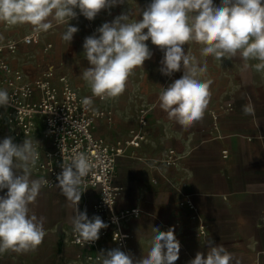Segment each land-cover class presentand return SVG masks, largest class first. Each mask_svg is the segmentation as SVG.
I'll list each match as a JSON object with an SVG mask.
<instances>
[{
	"label": "crops",
	"instance_id": "0c3cea01",
	"mask_svg": "<svg viewBox=\"0 0 264 264\" xmlns=\"http://www.w3.org/2000/svg\"><path fill=\"white\" fill-rule=\"evenodd\" d=\"M149 2L125 0V4L112 8L111 14L104 10L93 21L80 15L70 23L83 29L86 27L91 35L94 32L92 26L110 22L124 11L132 20L138 19L141 9ZM214 3L219 5L220 0H214ZM60 25L64 27L63 33L67 25ZM78 34L81 33L78 31ZM44 36L41 44L45 41ZM83 38L82 35L73 37L77 47L71 53V70H66L71 76L54 73L67 76L74 85L81 87L82 94L89 95L90 86L81 77L84 69L90 67L81 45ZM5 39L16 40V37L10 35ZM147 43L153 56L143 67L134 70L125 92L104 102L92 101L95 109L109 110L113 115L110 123L102 119L96 121L95 137L116 144L126 141L133 133L146 135L140 148H125L116 166L114 182L121 187V194L113 211L139 210L137 217L123 220L119 227L129 239L123 246L110 237L100 239L95 248L74 245L69 217L74 214L75 204L69 206L56 181L52 188H42L36 204L30 206L38 217H45L43 242L27 253L8 251L0 254V264H100L88 260L87 256H100L101 250L118 246L139 258L151 247L153 227L161 231L174 229L181 243L176 264H188L198 251L206 254L209 240L223 244L235 254L240 264H264V71L257 72L252 67L258 61H248L249 67L245 69L239 55L222 59L204 57L200 52L201 45L186 44V53L195 57L201 66H207V72L201 78L211 79L213 83L203 119L185 131L167 119L156 103L162 87L180 78L183 72H176L172 77L162 75L159 68L163 53L150 41ZM47 44L53 48L52 43L46 42L43 52ZM68 44L61 38L60 52L69 51ZM19 53L20 47L16 54H8L6 58L26 79L41 76L44 72H39L49 66L47 56L41 55L40 50ZM61 65V70L66 68L63 65L69 68L68 62ZM249 101L254 105V116L245 115L242 110ZM141 110L146 112V127L140 124ZM8 136L6 128L0 126V140ZM169 149L176 152V159L170 165L166 163ZM154 163L159 167L152 169ZM30 172L33 179H44L43 172L36 167L30 166ZM80 192L78 207L80 211L87 209L91 218L96 215L93 205L98 191L89 188ZM185 199L194 202L198 218H194L190 209L180 206ZM201 228L204 234H201Z\"/></svg>",
	"mask_w": 264,
	"mask_h": 264
},
{
	"label": "clouds",
	"instance_id": "9594fccd",
	"mask_svg": "<svg viewBox=\"0 0 264 264\" xmlns=\"http://www.w3.org/2000/svg\"><path fill=\"white\" fill-rule=\"evenodd\" d=\"M125 4V0H0V23L10 26L29 24L37 33L47 32L53 23L66 24L62 40L72 42L79 31L70 21L82 15L89 21L104 10ZM148 41L162 53L159 71L166 77L182 71L180 78L162 87L156 103L167 119L189 130L203 119L211 98V79H202L207 66L185 51V45H201V55L222 59L239 57L244 67L248 61L257 72L264 71V0H150L132 20L127 11L98 26L83 41V52L90 67L81 73L93 97L100 100L121 96L134 70L150 60L153 51ZM6 89H0V108L10 106ZM85 106L92 98L83 100ZM245 115H255L249 101L242 108ZM35 143H38L37 141ZM39 158L34 142H14L11 136L0 140V254H23L35 250L44 240L45 217L37 216L35 205L45 179H33L30 166ZM93 164L84 153H75L70 163L62 164L56 186L69 202L75 204L69 217L78 243L92 244L109 225L99 215L89 218L87 209L78 205L80 185ZM6 190V191H5ZM139 215V210H133ZM113 223L118 218L113 216ZM140 230V229H138ZM137 230V231H138ZM152 244L146 255L136 258L130 251L115 247L100 252V264H176L181 243L173 228L161 231L153 227ZM207 252L198 251L188 264H240L235 254L223 244L207 242Z\"/></svg>",
	"mask_w": 264,
	"mask_h": 264
},
{
	"label": "built area",
	"instance_id": "2783aa9c",
	"mask_svg": "<svg viewBox=\"0 0 264 264\" xmlns=\"http://www.w3.org/2000/svg\"><path fill=\"white\" fill-rule=\"evenodd\" d=\"M9 28L10 25L6 24ZM97 27L92 26L95 31ZM44 32L37 33L34 29L25 37L21 43L25 46H38L41 44ZM19 44L15 40L0 42V89H6L10 98V106L0 108V126H4L14 142L31 138L34 147L39 153V158L32 165L41 170L44 179L49 182L52 188L56 183V176L62 169V164L70 163L75 153H84L93 167L80 185L83 189H96L98 198L93 205V211L99 215L109 226L102 229L100 238L92 244L77 242V237L71 233V241L74 245L82 248H95L100 239L110 237L111 240L123 246L129 239V235L123 234L119 227L121 223L130 217H137L133 210L114 212V206L121 194V187L115 184L116 166L118 159L123 155L125 148L138 149L144 144L146 135L144 133H133L124 142L108 144L104 139L97 138L93 134V128L97 120L112 122V112L105 109L97 110L93 103L85 106L83 100L86 97L100 100L93 97L92 93L84 95L81 87L74 85L65 75H56L47 71L41 76L29 80L24 74L14 69L8 59V54L17 53ZM52 49L51 44L44 47L48 52ZM140 124L147 126L146 112L140 111ZM39 125L41 130H39ZM38 135V137H37ZM35 136L37 138H35ZM38 143H35V142ZM176 159V152L173 149L166 151V163L173 164ZM157 164L151 168L156 169ZM190 199H185L180 206L187 207L198 218L197 210ZM113 216L118 218L117 223L112 222ZM201 234H204L201 228ZM88 260L98 261L100 256H87Z\"/></svg>",
	"mask_w": 264,
	"mask_h": 264
},
{
	"label": "rangeland",
	"instance_id": "374dc122",
	"mask_svg": "<svg viewBox=\"0 0 264 264\" xmlns=\"http://www.w3.org/2000/svg\"><path fill=\"white\" fill-rule=\"evenodd\" d=\"M79 28V32L81 34H78V32L76 34H74V36H80L82 35L84 38L86 36L89 35L86 27L83 28ZM64 29V27L60 24H55L53 25V27L51 29H49L47 32H44V37H45V41L43 42V44H45L46 42L48 43H52L53 44V48L52 51L45 53L43 52V44H41L40 46L37 47H31V48H27L24 46H21L22 43V38L25 37V35L29 34L32 30L33 27L29 24H23V25H14V26H10L9 28L6 27L5 23H0V42H4V40L6 41L7 39H5L6 37L10 36V35H15L16 37V42L19 44L20 47V53L19 54H23L25 52L27 53H31L34 50H40L41 55H46L47 56V62L49 63L48 68L40 71L41 72H46V71H53L55 73H66L67 75L71 74L69 72H67L66 70L69 69L71 70V65L73 64V58L71 57V53L76 51V47H77V42L75 39L72 40V42L70 44H68V47H70L71 49L69 51H65V52H60L61 51V35H62V30ZM83 38V41H84ZM83 41L81 42V45H83ZM83 49V47H82ZM70 58H68V56ZM66 63L68 62V66L69 68H63L61 70V64L62 63ZM41 126L39 125V130Z\"/></svg>",
	"mask_w": 264,
	"mask_h": 264
}]
</instances>
